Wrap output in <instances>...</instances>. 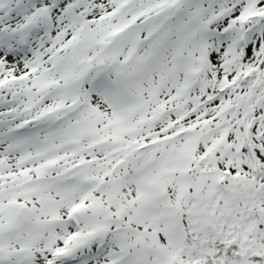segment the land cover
Segmentation results:
<instances>
[{
  "label": "snow or ice",
  "instance_id": "snow-or-ice-1",
  "mask_svg": "<svg viewBox=\"0 0 264 264\" xmlns=\"http://www.w3.org/2000/svg\"><path fill=\"white\" fill-rule=\"evenodd\" d=\"M0 264H264V0H0Z\"/></svg>",
  "mask_w": 264,
  "mask_h": 264
}]
</instances>
